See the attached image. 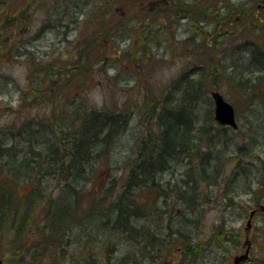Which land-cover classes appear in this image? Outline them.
I'll list each match as a JSON object with an SVG mask.
<instances>
[{
  "label": "trees",
  "instance_id": "trees-1",
  "mask_svg": "<svg viewBox=\"0 0 264 264\" xmlns=\"http://www.w3.org/2000/svg\"><path fill=\"white\" fill-rule=\"evenodd\" d=\"M47 1L57 2L55 17L45 12L31 38L29 10L27 15L20 7L0 17V62L6 57L22 59L28 78H38L29 83L26 91L31 93H16L15 108L0 102V119L19 109H49L44 117L21 115L14 123L0 125V241L10 231L11 241H16L39 204L43 243L37 242L51 251L48 264H57L59 259L60 264H163L167 257L174 264H198L207 263L213 248L218 256L236 253L242 237L233 231V223L216 224L202 242L200 215L213 196L222 212L235 211L240 195H250L255 205L264 204V161L251 150H243L251 144L248 134L233 135L227 128L214 126L211 111L206 118L194 117L197 112L192 110L200 91L205 90L203 75L208 70L214 79L216 68L211 62L199 67L196 79L187 77L190 72L184 73L182 83L161 95L142 89L140 69L145 73L149 66L164 62L159 50L165 39L176 36L172 25L182 19L202 25L207 35L193 47L206 55L209 52L212 58L214 37L239 34L243 16H257L252 4L257 7V0ZM150 2L155 6L144 9ZM207 21L212 22V31L205 26ZM53 31L61 35L60 46L71 44L75 34L69 59L73 65L59 52L40 55L38 61L34 42ZM187 40L189 37L181 42ZM244 44L243 55L249 64L245 71L251 80L248 75L253 72L264 74V49L254 40ZM240 60L233 56L228 60L230 77L244 70ZM67 77L86 81L89 92L94 87L109 92L101 95L100 102L78 90L54 93L56 85L68 88L70 79L59 82ZM0 78L4 81L0 97H4L3 91L13 82L8 76ZM240 78L241 84L247 82L242 73ZM121 82L133 83L135 96L130 89L119 93ZM259 83L256 90L250 84V93L264 97L259 93L264 86ZM135 117L141 120V128L129 132ZM257 119L256 126L263 123L260 115ZM262 126L264 135V123ZM235 139L244 143L236 145ZM20 143L26 149L14 146ZM225 155L230 157L224 161ZM230 159L233 165L226 170ZM46 180L56 181V195L49 191ZM22 189L35 197L22 194ZM256 211L264 217V211ZM256 241L252 239V244ZM22 247L11 255L21 260ZM43 255L35 256L31 264H41ZM263 260L254 256L250 264ZM223 261L218 264H225Z\"/></svg>",
  "mask_w": 264,
  "mask_h": 264
},
{
  "label": "rangeland",
  "instance_id": "rangeland-1",
  "mask_svg": "<svg viewBox=\"0 0 264 264\" xmlns=\"http://www.w3.org/2000/svg\"><path fill=\"white\" fill-rule=\"evenodd\" d=\"M0 0V17H5L9 15L11 12H16L22 9H26V14L28 15L29 10V19H30V34L28 35L30 38L34 35L35 31L38 30V28L41 25L42 19L46 16V13H51L52 18L55 17V5H57V2L53 3L52 1L48 2L47 0ZM55 1V0H54ZM257 7H255V2H253V6L255 9L254 14L256 13L257 16H253L251 18L245 17L243 20L240 21V27L242 28V31L239 34H231L226 36L225 34L214 37V57L210 58V53L204 54L200 50V48L193 47V44L198 42L199 39L204 38V35H207L206 32L201 28L202 25L190 22L187 24L186 19H182L181 23L174 22L172 25V33L176 30V36L172 38L165 39V43H163L162 48L159 50L161 55L164 58V62L158 65L149 66L147 71L144 73L142 69H140V83L143 87L142 89L146 90L147 93H153L156 95H161L162 92L170 88L174 84H180L182 83L180 81V78L182 74L190 72L187 77L196 79L198 74L201 72L199 67L207 66L209 62H211L214 67L216 68L214 71V79L212 78V75L210 71L206 70L205 74L203 76H206L205 78V91L204 93L202 90L199 93L198 97V104L196 105V108L192 110L194 113V117L199 118H206V113L208 111H212V103H211V92L217 91L219 92L224 99H226L229 103H231L236 111V123L239 130L238 132L242 135V137L245 134H248L251 138L250 145H246L247 149H244V151L251 150L254 155H259L262 160L264 161V135L261 134V131L263 130L262 124L264 123V97L253 96L254 94L250 93L251 91V85L253 86L252 89L256 90L258 87V83L260 80L264 79V74L261 72H253L252 74L248 75V77L251 79L249 80L247 78V71H245L246 68H248V62L246 61V55H243L246 53V45L244 44L245 41L248 40H254L255 43H259L262 48L264 49V0H257ZM20 3V4H19ZM30 4V5H29ZM155 5L153 3H148L145 5L144 9H147L149 7H154ZM21 7V8H20ZM170 6L166 7L167 10H169ZM138 11V10H137ZM145 11V10H144ZM175 10H173L174 12ZM46 12V13H45ZM131 11L130 13H132ZM139 12V11H138ZM246 13L248 15H252L251 10H247ZM134 14V12H133ZM212 22L207 21L206 25L213 30V27L210 26ZM215 24V20H214ZM179 25V26H178ZM217 32L220 31L219 28H217L214 25V31ZM54 33L48 32L44 36L43 34L40 35V39L38 41L34 42V51L37 52V58L38 61H40V55H51L56 54L57 52L63 54L65 57H68L67 64H72V61L69 60L72 55V46L76 42L75 34H72L70 41H72L69 45L60 46V37L61 35H56V32ZM63 32V31H61ZM25 35V34H23ZM22 36V35H20ZM169 36V35H168ZM189 37V40L181 42L182 40ZM21 38V37H20ZM211 40V39H210ZM60 47V48H59ZM161 47V46H160ZM68 52V53H67ZM243 55V56H242ZM237 58V60H240L241 69L243 71H238L236 73V77L232 78L229 75L230 69L228 68L229 63L228 60L231 59V57ZM242 57V58H241ZM6 60L4 62H0V75L8 76L13 82V86H9L6 90L3 91L4 97H0V102L2 104H6L8 106H12L15 108L17 106V94L18 91L22 93H31V91H26L29 88L30 82H37L38 78L34 77L28 78V69L25 68V61L18 58L10 59L9 57L5 58ZM9 60V61H7ZM20 61V62H19ZM239 63V62H238ZM73 65V64H72ZM73 67V66H71ZM126 71H131V68L125 69ZM197 73V74H196ZM240 73H242L243 76H246L247 82L244 84H241L240 80H243L240 78ZM108 74L112 75V70H108ZM196 74V75H195ZM261 78V79H260ZM70 79L66 81V84H69L66 86L68 88L64 89L61 86L56 85L54 89V93H65L70 92L72 94L75 93V91H80V93H90L91 96L94 98V100L100 102L101 101V95L103 93H108L109 91H106L105 88H92V92H89L86 81L79 82L78 77H67L65 79L59 80L61 84L65 82V80ZM260 79V80H258ZM80 83V84H79ZM261 85L264 86V82L260 81ZM259 83V85H260ZM0 84H4V81L2 78H0ZM251 84V85H250ZM120 87H118L119 93H127L128 89H130V92L133 96H135V88L133 83L127 84L124 82L119 83ZM261 90V89H260ZM259 93H264V90L262 89ZM209 99V100H208ZM208 102L209 108H208ZM192 112V113H193ZM49 113V109L43 106H35L30 109H19L17 112H8L6 116L0 119V125H7L10 123H14L20 118L22 115L24 118H40L44 117ZM1 114H3V111H1ZM257 115H260V119L263 120V123H259L256 126V122L258 121ZM141 116V115H139ZM142 117V116H141ZM141 120H138L137 117H135L132 122L129 125V132L137 131L141 128ZM255 126V127H253ZM249 127V129H248ZM258 128V129H255ZM141 132V131H140ZM237 132V131H236ZM235 132V133H236ZM227 133H231L230 131ZM232 134V133H231ZM253 137V138H252ZM17 141V140H16ZM244 143L243 139H235L234 144L236 145H242ZM25 143H20L18 145L14 144V146L18 149H26ZM260 146V147H259ZM241 152V151H240ZM226 156V155H225ZM227 157H230L227 155L226 157H222L224 161ZM255 163V159H253ZM232 160H228L226 162V170L231 169ZM178 169V168H177ZM180 171L184 172V168H180ZM120 172L118 171L116 173V176H119ZM51 183V184H50ZM45 185L50 186L49 191H54L55 195L58 193L57 183L56 181H45ZM222 186V185H221ZM225 187V185H224ZM57 190V191H56ZM201 191H207V188H204L203 186H200ZM28 189H22V194H27L28 196H31L30 198H34V195H30L28 193ZM251 197L250 195L246 197V195H240L236 202H240V206L236 208L233 214L229 212H222V208L219 209L217 207V203H214V208L209 205H204V208L206 209L204 212H201L200 215V231L201 234L199 236V239L202 242L207 241L208 237L211 235V233L214 232V226L216 224H223L224 221L230 220L233 225L232 228L234 232H240V234L243 235L244 229L247 231V235L249 237V242L254 239L257 240L254 244H251L252 249L249 252L250 257L252 256H258L259 254H262L264 257V217L262 216H254L252 219V226L250 225L248 229H246L247 224V218L248 214L251 210L255 209L256 205L254 201H250ZM256 199V198H255ZM39 205V204H38ZM36 206V209L33 210L31 219L28 221L29 224L26 225V229L23 230L16 241H11L13 232H9V237L2 242L0 241V258L4 260V264H24L25 260L29 261V264H31V259L34 260L35 256H38L39 254L43 253V259L41 264H48L52 262V257L49 254L51 251L44 249L40 242V244L37 242L38 240H41L43 243V237L40 235V228H41V219H40V208L39 206ZM241 207H243L241 209ZM245 210L246 217L239 218L237 217L238 214H244ZM241 215V216H242ZM230 228V227H227ZM29 241L25 244V242ZM215 242V239L214 241ZM252 242V241H251ZM245 239L243 238L242 245L236 254L234 252L231 255H227L226 253L224 255L218 256L214 254V251L212 252V255H208L207 260L205 262L207 263H201L198 264H218L220 261H223L225 264H233L234 263V257L236 255H241L245 252ZM20 249L21 253V260L19 257H13L11 253L14 251H18L20 246H23ZM232 246V244H231ZM214 249V248H213ZM41 257V256H40ZM263 259V258H262ZM17 261V262H16ZM264 262V260H263ZM57 264L61 263V259L56 260ZM166 264V263H164ZM244 264V262L242 263ZM262 264V263H261Z\"/></svg>",
  "mask_w": 264,
  "mask_h": 264
},
{
  "label": "water",
  "instance_id": "water-1",
  "mask_svg": "<svg viewBox=\"0 0 264 264\" xmlns=\"http://www.w3.org/2000/svg\"><path fill=\"white\" fill-rule=\"evenodd\" d=\"M211 97H212L213 104L215 107V110H214L215 120L220 124L231 125L232 127H236V124L234 122V110L231 107V105L226 103L223 100L222 96L217 92L211 93ZM252 215H253V212H251L250 216ZM249 224L250 223L248 221L247 225L249 226ZM247 254H248V250L245 252L244 255L235 257L234 264H237L238 262L247 259ZM0 264H2L1 260H0Z\"/></svg>",
  "mask_w": 264,
  "mask_h": 264
},
{
  "label": "flooded vegetation",
  "instance_id": "flooded-vegetation-1",
  "mask_svg": "<svg viewBox=\"0 0 264 264\" xmlns=\"http://www.w3.org/2000/svg\"><path fill=\"white\" fill-rule=\"evenodd\" d=\"M171 178H173V177H171ZM231 193H233V191H231Z\"/></svg>",
  "mask_w": 264,
  "mask_h": 264
}]
</instances>
